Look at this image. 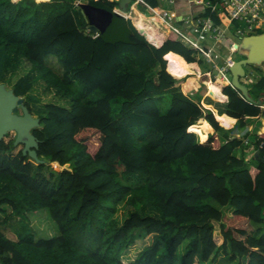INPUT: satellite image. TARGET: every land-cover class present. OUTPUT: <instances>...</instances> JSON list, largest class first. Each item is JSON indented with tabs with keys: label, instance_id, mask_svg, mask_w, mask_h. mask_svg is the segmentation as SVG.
I'll use <instances>...</instances> for the list:
<instances>
[{
	"label": "trees",
	"instance_id": "1",
	"mask_svg": "<svg viewBox=\"0 0 264 264\" xmlns=\"http://www.w3.org/2000/svg\"><path fill=\"white\" fill-rule=\"evenodd\" d=\"M12 1L0 0V84L10 66L29 65L11 90L39 121L30 133L40 162L14 139L0 140V227L17 218L15 239L0 228V264H204L218 252L227 264H264V129H247L264 109L229 86L214 115L199 104L203 86L196 98L184 95L171 74H192L195 53L173 32L149 44L113 13L116 1ZM143 1L160 10L157 0ZM85 6L103 15L96 32ZM138 11L147 14L142 4ZM50 56L60 73L46 64ZM35 82L55 102L36 109ZM49 164L60 169L46 175ZM121 205L128 211L119 223ZM42 210L58 233L35 239L25 215ZM145 236L151 242L126 261Z\"/></svg>",
	"mask_w": 264,
	"mask_h": 264
},
{
	"label": "built area",
	"instance_id": "2",
	"mask_svg": "<svg viewBox=\"0 0 264 264\" xmlns=\"http://www.w3.org/2000/svg\"><path fill=\"white\" fill-rule=\"evenodd\" d=\"M108 1H116L119 3V0ZM157 1L159 5L164 4L169 7H173L174 5V0ZM187 3L190 7H197V11L189 14L186 19L178 21V23H181L180 25L173 24L177 15L172 10L160 9L159 11H155L147 6L143 0H130V3L127 5L129 12H127V10L126 12H122L118 6L113 8L112 11L113 13L121 15L124 19H129L133 22L130 13L132 14L138 11L136 7H138L139 4L144 5L147 9V14H150L148 17L150 23L156 18L161 20V26L156 28V31L161 33L166 31L163 41L170 32H173L178 42L195 53L196 64L198 63L199 57L203 56L206 58L207 63L212 64L213 70L216 71L215 75L212 76L210 71L200 73L195 69L196 71L194 72L193 70V74L185 75L178 80L187 78L191 75H194L197 79L205 77L203 84L207 87L208 83H215L220 79L225 82V85L220 88L221 92L222 88L225 86L235 89L231 84V79H228L230 68L234 65L235 61L231 58L225 59L216 54L213 45L219 44L224 47L228 46L230 50L239 49L240 43L233 44L229 42L228 45L225 44L226 40L229 41L224 35V32L228 29H233L235 36H239V38L244 34L253 32L260 33L257 35L264 34V32H262L264 30V0H187ZM84 4V0H76L73 3L76 8H80ZM212 15H216L219 23L214 22ZM180 28L182 30H180ZM186 32L194 33L199 39H212L213 45L205 47L201 45L198 40H193ZM148 43L151 44L149 41ZM246 77L247 75H244L241 79H246ZM208 98L210 97L208 96ZM261 108L264 109V106H261Z\"/></svg>",
	"mask_w": 264,
	"mask_h": 264
},
{
	"label": "rangeland",
	"instance_id": "3",
	"mask_svg": "<svg viewBox=\"0 0 264 264\" xmlns=\"http://www.w3.org/2000/svg\"><path fill=\"white\" fill-rule=\"evenodd\" d=\"M40 2H42V1H40ZM159 8L160 9L172 10L173 7H169L167 5L165 6L163 4V5H160ZM136 9L138 10V7H136ZM127 12H129L128 9H127ZM130 15H131V17H134L133 14L130 13ZM186 18L187 17H184V19H186ZM158 26H161V24L158 23ZM158 30H160V29H158ZM180 30H182V29L180 28ZM262 32H264V30ZM186 33L193 40H198L199 43L201 45H204L205 47H210V46L213 45V40L212 39H208V38L199 39L198 36L195 35L194 33H191V32H186ZM258 33L259 32H253V33H250V34H244L242 37L239 38V36H235V33H234L233 29H228L227 31L224 32V35H225L226 38L229 39L230 43H233V44L234 43H240L241 44L245 38L250 37V36H255ZM213 46H214L215 53L220 55V56H222L225 59L226 58H231L235 62L236 61H241V60L244 59V56L241 54L240 50H237V49L230 50L228 48V46L224 47V46H221L219 44H214ZM199 59H200V62L197 63V64H198V67L200 68L201 73H205L206 71H210L212 76H214L216 71L213 70L212 64L207 63L206 58H204L203 56H200ZM46 64L49 67H51L54 72L60 73V71H61L60 67L61 66H59L58 62L55 60L54 57H51V56L48 57L46 59ZM255 67H258V69H261L263 74H264V64L261 65V67L260 66H255ZM29 68H30L29 65L23 60L20 61L17 65L10 66L8 71L5 74L4 79H3V83L2 84L4 85V88L6 90H10L12 85L14 84V82L19 77H22V76L26 75L29 72ZM243 69H244V72H245L244 75H247V77H246V79H241L240 78V80H239L240 84H242L245 87L246 91L248 92L249 97L252 100H254V101L259 100L260 102H264V91H260L254 86L255 79L258 77L259 73L256 72V70H254L252 65H244ZM228 79L229 80L231 79V74L228 75ZM30 95H32L33 97L39 99V102H36V105H35L36 109L41 108L44 104H46L48 102H55V98L52 95H50L48 93H45L43 87L41 86V84L39 82H35L34 83L33 89L31 90ZM191 96L196 98L197 96H199V93L198 94H192ZM58 103L61 104V105H64L61 102H58ZM206 103H211V104L207 105L206 108L203 107L205 109H209L210 108V109L215 110L214 107L219 108V109H222L224 107L223 106L224 105L223 102H216L215 103V102H212V101H206L205 104ZM14 110H13V112H14ZM16 114H19V113H16ZM32 117L36 118V116L34 114H32ZM221 120H222V117H221L220 121ZM197 136H198V138L200 140L203 139L201 134H198ZM14 137H15V133L11 131V132L5 134L2 139L5 142H9V141L13 140ZM249 156H250V154L248 155V158H249ZM59 169L60 168L49 164L48 168H46L44 173L46 175H48V173H50V172H54L55 173V171H57ZM140 177H143V176H140ZM125 182L131 184V183L135 182V179L133 177H131L128 180H125ZM127 211H128V208L126 207V205L119 206L114 218L120 223L122 221V219L126 216ZM9 212H10V210H7V214ZM225 212L228 215L230 213V211H228V210L225 211ZM147 213L148 214H153V212H149V211ZM3 218H4V216L2 214H0V220H2ZM16 220H17V218L14 216L11 219V221H9L6 225H2L0 227L1 231H3V233L7 237H9L10 239H15L13 229H12V227L10 225H11V223H14ZM25 220L29 223V226H30V228L33 231L35 239L54 237L58 233L57 229L55 227V224L51 221L47 211L42 210V211H38V212H34V213H28V214L25 215ZM150 242H151V236H145V237H143L142 240L137 241L134 245L130 246L128 248V251L126 252V254L127 253L128 254L127 255L125 254L126 255L125 256L126 257V261L132 260L135 257V255L139 252V250L143 246L148 245ZM127 259H129V260H127ZM227 263H228V260H227V258L225 256H223V253L222 252H218V253L215 254V256L212 259H210V261H208V262H206L204 264H227Z\"/></svg>",
	"mask_w": 264,
	"mask_h": 264
},
{
	"label": "water",
	"instance_id": "4",
	"mask_svg": "<svg viewBox=\"0 0 264 264\" xmlns=\"http://www.w3.org/2000/svg\"><path fill=\"white\" fill-rule=\"evenodd\" d=\"M129 3L130 0H119L118 7L122 12H126L127 5ZM114 14L117 17L123 18L121 15L116 13ZM84 15L89 20V30L96 32L98 29L97 27L100 25L97 20L101 22L103 20V15L100 14L101 16H98L96 9L91 6L84 7ZM137 33L142 35L138 30ZM142 36L146 39L144 35ZM153 46L156 47L155 45ZM159 46H161V44ZM238 50H240L241 54L244 56V59L241 61H236L230 68L231 84L236 90L240 92L244 100L259 106L261 105V102L259 100H252L249 97L245 87L240 84L239 80L240 78L244 77V65L261 66L264 64V34L245 38L240 44ZM17 107H19L21 110V114H16L13 112V110ZM38 122V119L33 118L26 107L23 106L22 99L15 96L11 89L6 90L4 85L0 84V140L5 134L11 131L14 132L15 137L13 145H22V154L28 155L36 162H40L36 156L37 142L30 131L31 129L38 126ZM259 155V151H255L254 158L259 159Z\"/></svg>",
	"mask_w": 264,
	"mask_h": 264
},
{
	"label": "crops",
	"instance_id": "5",
	"mask_svg": "<svg viewBox=\"0 0 264 264\" xmlns=\"http://www.w3.org/2000/svg\"><path fill=\"white\" fill-rule=\"evenodd\" d=\"M17 1L18 0H16L15 2H17ZM36 2H39V1H36ZM172 11L174 13H176V15H177V17L175 18V22H178L181 19H184V17H187L189 14L194 13V11H197V7H190V5H188V3H187V0H174V5H173ZM136 12L138 14H140V16L138 14H136L137 16H139V17L142 16L141 18H143L144 20H146L147 22H149L148 17H149L150 14L143 15L142 13H139L138 11H136ZM136 12H133L132 14L135 16V13ZM158 23L161 24V20L159 18H156L151 23L149 22V24H151L152 27H155V29L159 27L158 26ZM132 25L134 26L133 22H132ZM162 43H163V40H162V42L160 44H162ZM193 64L195 65L194 67H196L195 69L198 72L201 73L200 68L198 67V64H196L195 62ZM195 69L193 68L192 70H194V72H195L196 71ZM194 72L192 71V74ZM174 77H176V76H174ZM176 78H179V77H176ZM203 82H204V80H202V78L197 79L194 75H191V76H189L187 78L180 79L179 82H178V86H179L180 90L182 91V93L184 95H186V96H191L192 94H197L198 91L200 90V87L203 86L204 87V93L200 97L199 104L202 107H205L206 108L207 105H210L211 104V103H206L205 104L206 101H212V102H215V101H213V98L211 99V98H208V96H206L209 91H208V88L203 84ZM220 94L223 95L222 92H221V89H220ZM223 97H224V100H222V99H216V100L223 101V104H224L223 106H225L226 101H227V98L224 95H223ZM261 106H264V102H261V105H259V107L261 108ZM214 109H215V107H214ZM208 110H210L213 113V115H214V112L217 113L216 109L213 110V109H210L209 108ZM223 115H225V114H223ZM234 123H235V120H234ZM233 125L234 124H232L230 126H227V125H224L223 124L222 126H223L224 129H230ZM201 126H202V129H204L206 132L209 133V130L207 129V127H203L204 125H201ZM247 129L250 132V134H253V133L254 134H261L262 131H263V129H264V119L261 118V117H258V118H255V119L251 120L250 123H249V125H248V127H247ZM211 133H212V131L209 134H211ZM205 139H202L201 141H203ZM251 150H252V148H251Z\"/></svg>",
	"mask_w": 264,
	"mask_h": 264
},
{
	"label": "bare ground",
	"instance_id": "6",
	"mask_svg": "<svg viewBox=\"0 0 264 264\" xmlns=\"http://www.w3.org/2000/svg\"><path fill=\"white\" fill-rule=\"evenodd\" d=\"M132 20H133V24L138 28L139 32L142 35H144L151 43L155 44L156 46L160 45V43L162 42V40L165 37L166 31L163 33L157 32L155 27H152L151 24H149V22H147L143 18L137 16L136 13H135V16L132 17ZM169 73H170V71H169ZM171 76H173V75L171 74ZM174 78H176V77H174ZM176 79H179V78H176ZM208 84H212L215 88L220 90V87L225 85V82L218 79L215 83H208ZM208 94L213 99L216 100V98H214L210 92H208Z\"/></svg>",
	"mask_w": 264,
	"mask_h": 264
}]
</instances>
